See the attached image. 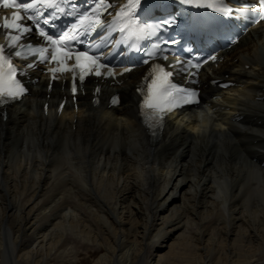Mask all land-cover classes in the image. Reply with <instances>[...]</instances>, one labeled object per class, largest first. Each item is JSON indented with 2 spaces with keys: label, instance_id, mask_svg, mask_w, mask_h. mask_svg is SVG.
<instances>
[{
  "label": "bare ground",
  "instance_id": "bare-ground-1",
  "mask_svg": "<svg viewBox=\"0 0 264 264\" xmlns=\"http://www.w3.org/2000/svg\"><path fill=\"white\" fill-rule=\"evenodd\" d=\"M237 50L202 78L236 85L156 138L138 78L116 111L57 118L40 87L1 113L0 264H264V30Z\"/></svg>",
  "mask_w": 264,
  "mask_h": 264
},
{
  "label": "snow or ice",
  "instance_id": "snow-or-ice-1",
  "mask_svg": "<svg viewBox=\"0 0 264 264\" xmlns=\"http://www.w3.org/2000/svg\"><path fill=\"white\" fill-rule=\"evenodd\" d=\"M180 5H194L197 8L211 9L225 18H231L233 11L227 7L228 0H177ZM71 8L69 10V6ZM0 6L4 9H15L11 19L5 17L0 28L7 30L6 40L7 48L16 49L10 54H5V45H0V105L8 102L20 100L25 94V88L17 79L18 69L13 64V57L28 59V54L38 56L39 63L46 61L55 62L58 67L51 68L55 79L57 72H73L79 70V79L82 82L85 76L94 73L101 76V69H107V75L113 76L115 69L102 62L95 54L88 51H72V44L80 42L82 38H87L97 33H106L102 39L105 41L111 38L113 32L120 34V40L116 43L124 44L128 48L135 49L141 45L142 41L155 40L152 44L148 56L152 60H168L165 54L167 49L161 46L160 35L163 29L171 28L176 24L175 16L161 17L153 23L141 22L138 18L139 11L150 14L151 9L145 8L143 0H127L119 7L113 5L110 0H96L92 11L81 10L76 6L73 0H0ZM113 9L115 14L111 21L103 19L104 14ZM244 16L251 17L253 23L264 21V0H256V4L249 5L243 10ZM60 16H74L76 22L66 31L56 32L54 21ZM170 15V14H169ZM26 16L31 21L33 27L21 23ZM49 26L51 30H46L41 25ZM35 31L43 44L40 47H34L32 44L21 43L24 34H31ZM167 45L168 41H163ZM173 43H176L173 41ZM51 49L50 57L47 55ZM74 58V66H69L67 61ZM215 60V57H212ZM145 60L144 63H148ZM207 61H205L206 63ZM179 72H187L190 68H195L197 73L201 68L200 63L193 64L191 60L177 62ZM27 68L33 69L34 63H28ZM131 68L125 67L123 72H130ZM197 73H192L196 75ZM20 74H24L21 72ZM123 74V73H121ZM172 71H167L160 63L152 64L148 74L144 77V83L137 88L142 96L139 105L140 114L145 118L148 127L155 131L162 129L166 117L174 113L176 109L182 108L188 104H199L198 93L194 90L178 87L172 83ZM75 75L73 79L75 80ZM198 83V80H193ZM227 87V85H225ZM73 94L76 92V86L73 85ZM99 91V89H97ZM113 103L117 99L113 98ZM63 108V105H61Z\"/></svg>",
  "mask_w": 264,
  "mask_h": 264
}]
</instances>
